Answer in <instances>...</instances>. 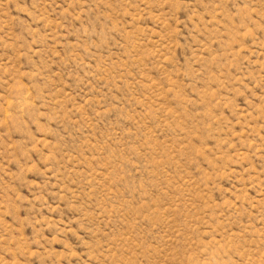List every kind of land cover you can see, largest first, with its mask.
Here are the masks:
<instances>
[{
  "label": "rangeland",
  "instance_id": "1",
  "mask_svg": "<svg viewBox=\"0 0 264 264\" xmlns=\"http://www.w3.org/2000/svg\"><path fill=\"white\" fill-rule=\"evenodd\" d=\"M0 264H264V0H0Z\"/></svg>",
  "mask_w": 264,
  "mask_h": 264
}]
</instances>
